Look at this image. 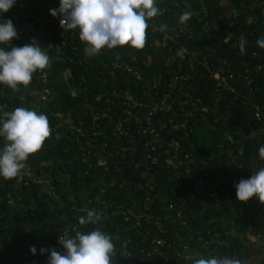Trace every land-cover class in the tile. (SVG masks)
Wrapping results in <instances>:
<instances>
[{
	"label": "trees",
	"instance_id": "obj_1",
	"mask_svg": "<svg viewBox=\"0 0 264 264\" xmlns=\"http://www.w3.org/2000/svg\"><path fill=\"white\" fill-rule=\"evenodd\" d=\"M19 4L24 5L19 12L0 13L17 31V38L0 47L10 50L35 39L49 56V66L18 90L0 84V111L24 107L45 114L50 135L16 177L0 178V264H46L47 253L39 249L61 252L58 238L73 236V229L108 234L114 244L112 264H191L185 249L196 258L229 256L241 264H264V247L257 246L264 245V203L238 201L234 187L264 167L258 154L264 145V48L256 44L264 37V0H156L162 14L146 23L179 33L177 43L194 53L182 61L152 27L141 49L105 47L87 56L79 29L53 26L60 16L52 17L49 10L57 9L59 0ZM185 11L192 16L181 24ZM28 12L45 18L41 23L25 20ZM217 69L234 92L216 87ZM173 76L183 79L173 92L176 103L199 101L196 110L188 108L193 116L186 130L195 124L190 137L184 141L180 132L175 137L196 160L187 171L166 168L161 159L160 166L151 167L148 161L157 154L147 152L141 140L146 136L137 133ZM154 79L159 80L155 88ZM42 90L50 92L43 101ZM125 94L141 104L131 108V116L122 114ZM255 108L260 120L254 119ZM169 113L151 117L155 132ZM176 118L183 121V116ZM166 129L161 138H168ZM5 143L0 138V148ZM191 172L205 174L210 188L195 191ZM89 210L102 219L80 225L78 218ZM158 239L162 246L155 244Z\"/></svg>",
	"mask_w": 264,
	"mask_h": 264
},
{
	"label": "clouds",
	"instance_id": "obj_2",
	"mask_svg": "<svg viewBox=\"0 0 264 264\" xmlns=\"http://www.w3.org/2000/svg\"><path fill=\"white\" fill-rule=\"evenodd\" d=\"M17 0H0V13H6ZM52 17H61L60 25L65 29H79V39L86 43L84 52L87 56L97 55L101 49H114L128 45L135 49L144 47L146 39V21L158 15L161 10L156 0H59L57 9H50ZM192 16L183 12L179 23L187 22ZM167 25L161 24L159 31L164 32ZM17 38V31L11 20L0 17V45ZM239 50L245 51V38L241 36ZM256 44L264 48V37ZM49 66V56L33 39L22 46L10 50L0 47V84L12 90L18 86H27L32 75ZM50 135L48 119L45 114L35 110L17 107L11 111H0V138L6 143L0 148V178L16 177L25 167L29 155L37 152L44 140ZM260 159L264 160V145L258 149ZM236 199L247 202L255 197L264 203V167L247 179H240L234 184ZM102 215L89 210L78 218L80 225L95 224ZM75 234H65L58 238L62 251L41 247L39 253H47L46 264H112L114 244L111 237L99 229ZM32 255L37 254L35 246H30ZM185 259L191 264H241L239 259L229 256H199L185 249Z\"/></svg>",
	"mask_w": 264,
	"mask_h": 264
},
{
	"label": "built area",
	"instance_id": "obj_3",
	"mask_svg": "<svg viewBox=\"0 0 264 264\" xmlns=\"http://www.w3.org/2000/svg\"><path fill=\"white\" fill-rule=\"evenodd\" d=\"M44 14L39 12H28L24 15V19H32L35 22L41 23L44 20ZM60 19L61 17L53 20V26L56 28L62 29L60 25ZM49 23V22H48ZM148 27H152L153 32H159V34L162 37V43L169 45V52H174L176 56L180 58V61H182L187 56H194V53H190L185 46L178 44L177 40L179 38L178 32H173L172 34H169L167 32H160L157 30L156 26H153L151 23H147ZM116 64V63H115ZM120 66V65H119ZM127 70H129L126 67ZM213 78L217 81L216 87L217 88H226L230 90L231 92H234V89L229 86L227 81L224 77H221V71L217 69L215 71V74L213 75ZM229 78H232V75H229ZM181 76H173L170 78V83L167 85L168 91L167 94H165L162 98L158 99V101L153 105V107L148 110L147 117L145 118V121L142 126L138 125L137 133L141 136V134L145 135L146 137L143 139L141 137V140L143 141L144 147L147 148V152L149 151L151 153H156V157H151L148 161L149 165L151 167L160 166L158 164L159 160L161 159L163 162V165L166 168L173 167L176 169H185L187 171L188 168H190V164L194 163L195 166L196 160L191 157V155L187 154L183 148H181L180 143L175 138L176 133L180 132L183 135L184 141H187L191 134V128L195 127V124H192V127L186 130L187 127V119L191 118L193 116L192 109H188L189 107H194L196 110L197 105L199 104V101H196L195 103H192L189 99L183 101V103L179 102L176 103L175 99L173 97V92L178 93L179 91V84L182 81ZM159 84L158 79H154L152 81L151 86L155 88ZM40 100H46L47 96L50 94L48 90H42L40 93ZM122 99L123 101V113L124 115L131 116V108L140 106L141 104L134 100L131 96L125 94ZM184 106V107H183ZM186 107V108H185ZM256 111L254 113V119L260 120L261 114L259 113V109L255 108ZM170 112L169 114L171 117L168 119L167 123H159V127L157 128L158 131L155 132L154 128H152V125L150 123L151 117L154 115L161 113V112ZM207 111L206 108H202V113H205ZM176 115L183 116L182 122H175L176 121ZM105 115H103L104 117ZM186 118V120L184 119ZM122 121H126L125 119H122ZM135 122L139 124V120L135 119ZM167 128V129H166ZM168 135V138H161L160 134L161 131L165 130ZM117 130L119 134H123L124 131L120 129V127L117 126ZM253 132V131H252ZM251 132V133H252ZM113 135H116V132H113ZM157 150V152H156ZM161 150V151H160ZM140 154H143L142 151L139 152ZM183 153V156L181 155ZM150 156L147 155V157ZM146 157V156H145ZM199 163H202L199 162ZM190 174V173H189ZM191 174L194 175V179L197 181V186H195V191L202 193L205 192L206 188H210V183L205 180L206 175L205 174H196L191 172ZM24 175L27 177H30L31 174L28 170H25ZM249 200H255L258 201L255 197L250 198ZM171 208V206H169ZM264 211V210H263ZM264 213V212H263ZM159 227V224H157ZM162 234L165 233L164 230L160 231ZM155 244L157 246H162L163 240L158 239L155 240ZM258 244V243H257ZM264 247L262 243H259L258 247Z\"/></svg>",
	"mask_w": 264,
	"mask_h": 264
},
{
	"label": "crops",
	"instance_id": "obj_4",
	"mask_svg": "<svg viewBox=\"0 0 264 264\" xmlns=\"http://www.w3.org/2000/svg\"><path fill=\"white\" fill-rule=\"evenodd\" d=\"M26 4H31V3H27ZM18 9H24V5L23 4H19V5H14L12 8H10L8 11H17Z\"/></svg>",
	"mask_w": 264,
	"mask_h": 264
},
{
	"label": "rangeland",
	"instance_id": "obj_5",
	"mask_svg": "<svg viewBox=\"0 0 264 264\" xmlns=\"http://www.w3.org/2000/svg\"><path fill=\"white\" fill-rule=\"evenodd\" d=\"M17 12H19V10H17ZM19 14H24V12L19 13ZM261 243V242H260ZM259 245V243L257 244V246ZM257 260V256H253V258L251 259L252 262Z\"/></svg>",
	"mask_w": 264,
	"mask_h": 264
}]
</instances>
